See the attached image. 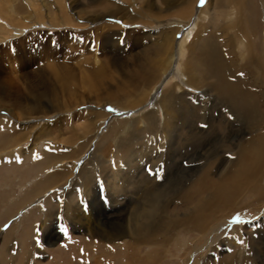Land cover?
I'll use <instances>...</instances> for the list:
<instances>
[{
  "label": "rangeland",
  "instance_id": "1",
  "mask_svg": "<svg viewBox=\"0 0 264 264\" xmlns=\"http://www.w3.org/2000/svg\"><path fill=\"white\" fill-rule=\"evenodd\" d=\"M129 1H125L127 4L123 2L128 8L123 9L120 5L117 7L110 6L117 2H122L121 0H0V118L6 119L4 123L0 120V145L11 137L24 135L30 131L34 132L32 131V126L40 128L41 126L36 124L35 119H40V117L47 114L55 116V118L51 117L50 119V122H52L51 126L42 129L43 131L48 129L50 134L47 136L46 133H42L35 152L22 155L21 159L18 158V160L15 159L12 162L0 163V241L2 242L0 247L2 248L3 243L7 241L9 244L6 243L8 245L7 248L16 247L19 244V238L24 233L23 231L34 226L35 229H32V235L30 236L31 242L29 244L31 245H29V249L32 251L29 257L33 255L42 264H124L125 262L128 264H184L185 262L186 264H221L224 260L231 261V257L234 258L232 263L237 264L239 258L244 256L246 252L249 255L253 252L255 243L264 241V218H257L261 216L260 212L264 208V197L261 198L260 203H258V199L255 201V198H251V201L245 207L243 206L246 209V211L244 210L246 214L243 215L245 217L244 220L240 219L242 223H233L230 224L231 227L227 228L224 238L230 237L229 235L233 233V228H236L235 235L238 236L237 243L232 249L228 247L224 250L222 248L223 243H220L215 245L214 248L212 247L211 250L198 253L194 260L188 261V257L192 253L191 245L185 243V241H195L197 238L196 232H189L188 230L172 228L168 229V231L158 226L150 227L147 230L148 237L144 239L145 241L136 242L138 245L130 244L131 248L129 246L126 253L119 246H109L106 242L95 238V218L96 221L99 219L100 221L98 222H101L103 226L104 223L112 226L114 222L121 219V216L127 215L131 211V207L129 208L125 205L120 206L121 208H113L114 210L108 208V205L111 204L107 197L109 193L103 190L102 186L106 185V174L112 170L105 166L106 171H103L104 166H102L100 161H95V168L90 166L92 168L90 170V178L93 176L91 178L92 184L95 183V188H98V190H95L94 223L89 225H85L82 222L73 224L70 220H66L63 223L61 219L58 220L59 215L64 214L61 212L62 210L59 209L57 210L58 212H53V210L58 209V206H56L59 203L57 202L58 198L54 197L55 200L51 198L50 203L47 200L45 201V199L38 197L37 199L34 196L36 195L35 189L38 192L41 190V186L45 188L46 184L44 183L45 176L41 174L36 178L35 171L52 163L51 160L56 159L57 155H63L58 150L68 147V144L64 143L66 138L74 135L82 136V125L85 124L88 116L87 112L103 110L112 116L114 120H116V117H122L121 121H129L137 117L134 113L128 111L131 110L130 108H123L126 112L122 113L118 103H126L129 99H138L136 97L141 94L144 95L149 90L152 79L158 76L156 69L154 74V70H151L154 65H152L153 63L150 59L152 56L154 57L155 43L159 35L163 33L171 35L172 31L176 29L178 31L175 33V44H177L187 34L186 32L191 25L183 27L184 25H178L176 22V20L179 21L178 11L181 5L194 6L193 20L199 10H202L203 14L207 16L205 22L199 23L200 33L194 46L196 49L199 48L195 53H199V49H202L207 41L213 42V46L218 50H222L230 36L232 41L234 37L237 39H235L236 54L239 55V58H244L242 63H239L238 60L237 67L239 66V69L243 68L241 71L250 76V78L244 80L246 90L243 91V94L245 93L249 100L252 101L255 107V114L259 120L258 133H263L264 135V0H210L207 6H204L207 0H204L202 5L201 0ZM148 1H151L152 5H149L146 9L145 5ZM164 1L171 6L166 5ZM193 2H195V5L192 4ZM119 8L122 10H119ZM64 18H68L71 23L69 25L62 24ZM193 20L191 21L194 22ZM106 23H114L117 27L104 28L105 31L122 35L110 38L103 36L105 31L100 29ZM145 51L146 53H144ZM122 60L125 62L122 66L127 70L130 67V72L122 74V71L111 65L112 62ZM149 68L150 72L152 71V75H148ZM170 72L173 73L170 74ZM170 72L160 84L157 97L164 94V92L166 94H175V84H177L179 79H175L174 70ZM238 75L239 80L237 81L242 82L240 80L241 76L239 77ZM182 89L189 94V97H201L204 92L203 89H194L192 87ZM191 99L190 106H193L194 103ZM147 102L142 108L143 111L146 113L148 111H156V106H151L150 100ZM200 104L204 106L205 101H201ZM197 106L192 107L193 113L196 114L198 112L197 114H201L202 118L209 114V117L213 118L211 111L214 112V109L203 112ZM110 108L115 111H109ZM8 111L12 118L5 115L9 114ZM202 118L194 120L196 130H203L206 127L203 128L202 125H208V123H202ZM227 118L226 120L228 121ZM231 120L233 127H238L236 128L237 133L242 134V139H247L252 132L248 130L247 125L243 124V121L239 122L236 120L237 125L234 126L233 119ZM109 122L107 121V124ZM227 125V122L224 124L225 128L217 125L219 129L217 131L221 134L227 133ZM117 127L118 132L124 131L123 127ZM184 131H186V128H184ZM101 132L105 134L106 128L102 129ZM117 136H119V133ZM114 138L112 140L108 138L103 141L100 150L103 149L104 151L106 148L105 150H108L109 153L112 152L114 145L119 140V138ZM31 140L29 139V142L25 141L22 148L28 149L32 143ZM49 140H51L50 143L48 142ZM48 143L52 147H56L57 151L56 149L45 151ZM69 146L71 145L69 144ZM197 150L199 151L200 149ZM221 151L223 152L224 148ZM226 155L228 160L235 159L234 155ZM67 159L70 160L69 158ZM68 160L66 163L71 162V160ZM77 165L83 166L81 161ZM263 167L264 163L260 161L259 168L262 172L264 170ZM185 168H188V166ZM140 169V174L141 172L143 173L141 175H146L149 172H145L144 168ZM56 178L53 175L49 177V181ZM40 181L41 184L36 185ZM259 185L264 187V176ZM31 191L33 194L30 193ZM77 193L76 191L75 195L77 196L72 195L77 200H80L79 193ZM45 202H48L47 207L49 206L48 209L53 212L48 218L46 212L35 210L39 206H44ZM176 209L170 208L166 213L167 216L171 215L173 210ZM84 210L83 213L86 212ZM23 212L29 214V217L20 220L19 216ZM240 213H235L229 219L230 222L232 223L233 218L237 215L240 218ZM248 219L252 225L244 228L246 225H250ZM21 222L24 226H19L9 235H6V239L3 242L4 233L12 225H20ZM41 223L44 225L42 226ZM64 226H66V229ZM239 227L242 228L237 229ZM69 231L71 232L69 233ZM154 231L156 232L155 234ZM43 233L44 235H42ZM39 242H41L42 246L44 245L45 255L32 254V247L34 248L35 244ZM152 243L158 244V246L163 248H155L158 252L156 251L155 256L153 255V260L148 258L149 247H151ZM262 243L263 245L260 246L261 251L264 250V242ZM164 247L169 249L166 256ZM185 248L190 249L183 254L182 250ZM240 250L243 251L242 255L239 252ZM6 257L8 256L0 255V264H11L10 261L13 260L12 262H14L18 254ZM261 260L259 259V262L254 260V264H264Z\"/></svg>",
  "mask_w": 264,
  "mask_h": 264
},
{
  "label": "bare ground",
  "instance_id": "2",
  "mask_svg": "<svg viewBox=\"0 0 264 264\" xmlns=\"http://www.w3.org/2000/svg\"><path fill=\"white\" fill-rule=\"evenodd\" d=\"M121 1L120 3L122 4L117 2L110 6L117 7L120 5L123 9H128L125 4H127L129 0ZM125 1L127 2L125 3ZM209 1L210 0H207L204 6H207ZM165 4L171 6L167 2H165ZM149 5H152L151 1L146 3V9ZM192 6L193 5L188 4L185 6L181 5V7L179 6V21L176 20L177 24L181 26L184 25L183 27H187L189 24L191 26L186 32L187 34L183 36L177 44H175V33L178 31L176 29L174 30L175 32L172 31L171 35H169V33H163L159 35L157 42L155 40L154 57L152 56L153 58L151 57L150 60L153 63L152 65H154L151 67V70H154L153 74L157 70L158 76L154 78L151 76L153 79L149 90L144 93V95L141 94L139 97H136L138 99H129L126 103H118L122 113L126 112L124 109L130 108L131 110L128 111H131L137 117L129 121H121L122 117H116V120H114L112 116L103 110L87 112L88 116L85 124L82 125V136L79 137L80 135H74L66 138L64 143L68 144V147L66 146L67 148L58 150L61 151L60 154L63 155H57L56 159H53V161L51 160L52 163L43 166V168L40 167L35 171L36 178L41 174L46 178H44V183H46L45 188L41 186V190L38 192L36 189L35 191L33 190L36 193V195H34L35 198L38 197L50 202L51 198L56 197L58 198V201H56L59 202L56 205L58 209L53 210V212L61 209V212L64 213L59 215L60 217L58 220L61 219L63 223H65L66 220H70L73 224L82 222L85 223V225H89L94 223L95 190H98V188H95L96 184H92L91 178L93 176L90 178L91 167L95 168V161H100L102 166H104L103 171H106V168L112 170L110 173L108 171V174H106V185L102 186L103 190L109 193L107 197L108 201H111V204L108 205V208L113 209L125 205L129 208L131 207V211L128 212L127 215L121 216V219L114 222L112 226L106 223H104L103 226L101 222H98L100 220L98 219L96 221L95 218L96 226L94 235L95 238L106 242L109 246H119L120 249H123L124 253L128 251L129 246L131 248L130 244L138 245L136 242L141 240L145 241L144 239L148 237L147 230H149L150 227L156 226L166 230L174 228L176 230L181 229L188 230L189 232H196L197 238L195 241L188 240V242L185 239V243L191 245L192 252L188 257V261L194 260V257L197 256L198 253L211 250L212 247L214 248L215 245H219L220 243H223L222 248L224 250L228 247L232 249L237 243L236 240L238 236L235 235L236 228H233V233L229 235L230 237L224 238L225 233H227V228L231 227L230 224H233L229 219L235 213L241 212L240 219L244 220L245 217L243 215L246 214V212H244V210L246 211L244 207L251 201L250 199L255 198V201L258 199V203H260L261 198L264 197V187L259 185V182L264 176V170L262 172L259 168L260 161L264 163V135L263 133H258L259 120L255 114V107L252 101L249 100V97H247L245 93L243 94V91L246 90L244 80L250 78V76L241 71L243 68L239 69V66L237 67L238 60L239 63H242L244 60L243 57L241 59L239 55L236 54L235 42L237 39L234 37L232 41L230 36L226 40L224 49L222 50H218L213 46V42L207 41L202 49H199V53H195L199 48L196 49L194 47L198 34L200 33L199 23L205 22L207 16L203 14L202 10H199L196 18L193 20L192 18L194 16L192 13H194V6ZM119 10L122 9L119 8ZM138 13L140 12L138 11ZM70 23L71 21L68 18L62 20V24L69 25ZM116 27L114 23H106L105 25L103 24L100 30L105 31L104 28L109 29ZM111 33L112 32L109 33L106 30L103 36H108L110 38L122 35ZM144 53H146V51ZM122 64H125L123 60L112 62L111 65L122 71V74L130 72L131 68L129 67V70H127ZM173 70L175 79H179L177 84H175V94H166L164 92V94L157 97V93L161 86L160 84L163 82V79L167 77L168 73ZM151 72L149 68L148 75H150ZM171 73L173 72H170V74ZM237 75L239 77L241 76L240 80L242 82L237 81L239 80ZM154 79L155 81H153ZM185 87L203 89L204 92L201 97H189V94L182 89ZM189 98H192L191 101L194 103L193 106L196 107V105H198L197 108L203 112L214 109V112L211 111L214 119L212 117L210 118L209 114L202 118L201 114H197L198 112L196 114L193 113V106H190ZM148 100H150L151 106H156V111H148V113L143 111L142 108H144ZM201 101H205L204 106L200 104ZM17 109L20 110L19 108ZM8 113L9 114L5 115L12 118L9 111ZM51 117L55 118L52 114H47L40 117V119H35L36 124H39L41 129L37 126H32L31 128L34 132L29 130L30 132L27 134L14 136L10 139L8 138V141L1 144L0 163L12 162L15 159L18 160L22 155L35 152L42 133H46L47 136L50 134L48 129L47 131H43L42 129L51 126ZM199 118H202V123H208L206 128L203 127V130H196L194 120H199ZM230 119H233L234 126L237 125L236 120L239 122L243 121V124L247 125L248 130L252 131L247 139H242V134L237 133L238 131L236 128L238 127L234 128L232 120L230 121ZM0 120H2L3 123L6 121L3 117H1ZM107 121L110 122L107 124ZM226 122L229 125H227V133L221 134L217 131L219 130L217 125L224 127ZM117 126L123 127L124 131L118 132ZM104 128H106L105 134L101 132ZM184 128H186V131H184ZM91 133H93V135H91ZM118 133L119 136H117ZM108 138L111 140L113 138H119L117 142L115 141L116 145H114L115 147H113L114 149L110 153L108 150H105L106 148L104 151L103 149L100 150L103 141ZM29 139H32V143L28 149H23V143L25 141L29 142ZM50 141L51 140L48 142L50 143ZM49 143L45 151L54 149L57 151V148L52 147ZM69 144L71 146H69ZM223 148L224 151L222 152L221 149ZM197 149L200 150L198 151ZM226 154L234 155L235 159L228 160ZM42 158L41 160H43ZM67 158L71 160L70 163H66L68 160ZM80 161L83 166L77 165ZM228 161H230L229 165ZM186 166H188V168H185ZM140 168H144L145 172L149 171L148 174L141 175L143 173L141 172L140 174ZM69 169L70 171H68ZM53 175L58 179L56 178L55 180L49 181V177ZM68 175L69 177H67ZM39 184H41V181L36 183V185ZM76 191L79 193L77 194L80 196V200H77V198L72 195H75ZM30 193H32V191ZM25 201L27 200L25 199ZM48 202H45L44 206H39L35 209L46 212L47 218L53 213L48 209L49 206L47 207ZM54 204L56 203L54 202ZM172 207L173 209H177L173 210V213L167 216V211ZM83 210L86 212L83 213ZM260 213L261 216L257 218H264V208ZM19 217L20 220H22L23 218H28L29 214L23 212ZM248 223L250 225H246L244 228H248L252 225L250 220ZM41 224L42 226L44 225L43 223ZM19 226L23 227L24 225L22 222L20 225H12L4 233L3 242L6 239V235H9ZM64 227L66 229V226ZM33 228L34 226L23 231L24 233L18 240L19 244L14 248H7L9 245L7 243L8 241L4 242L2 248L0 247V255L3 254L12 257L18 254L14 262H12L13 260L10 261L11 264H42L32 255L40 256L46 254V250L43 247L44 245L42 246L41 242L35 244L36 248L32 247V257H29L32 251L29 249V245H31L29 243L31 242L30 236L32 235ZM241 228L242 227H239L237 229ZM70 232L71 231H69V233ZM155 233L154 231V234ZM42 235H44V233ZM262 242L255 243L253 252L250 255L246 252L244 256L239 258L237 264H254V260L255 262H259V259H262L261 261L264 262V250L261 251L260 247L263 245ZM0 243L2 242L0 241ZM6 243L8 245H6ZM202 243H204L203 246H201ZM150 246L148 258L152 259L157 251L155 248H162V246H158V244L154 243ZM163 246H165V244H163ZM188 249L185 248L182 250L183 254H185ZM168 250L167 247H164L165 256L168 254ZM239 252L242 255L243 251L240 250ZM38 256L37 258H39ZM231 258V261L224 260L221 264H233L232 260L234 258ZM124 264L128 263L125 262ZM184 264H186V262Z\"/></svg>",
  "mask_w": 264,
  "mask_h": 264
},
{
  "label": "snow or ice",
  "instance_id": "3",
  "mask_svg": "<svg viewBox=\"0 0 264 264\" xmlns=\"http://www.w3.org/2000/svg\"><path fill=\"white\" fill-rule=\"evenodd\" d=\"M204 3V0H201V5ZM109 111H115L114 109H109ZM202 127H206L205 125H202ZM232 223H242L240 220L239 216L237 215L236 217L233 218ZM243 243V241H241Z\"/></svg>",
  "mask_w": 264,
  "mask_h": 264
}]
</instances>
